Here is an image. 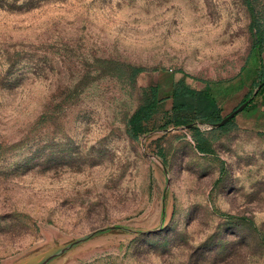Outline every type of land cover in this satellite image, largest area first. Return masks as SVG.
<instances>
[{"label":"rangeland","instance_id":"obj_1","mask_svg":"<svg viewBox=\"0 0 264 264\" xmlns=\"http://www.w3.org/2000/svg\"><path fill=\"white\" fill-rule=\"evenodd\" d=\"M252 22L245 0H0V264L114 226L51 264H264V133L199 124L203 154L190 130L165 132L175 82L227 87L258 64ZM153 86L164 101L134 140Z\"/></svg>","mask_w":264,"mask_h":264},{"label":"trees","instance_id":"obj_2","mask_svg":"<svg viewBox=\"0 0 264 264\" xmlns=\"http://www.w3.org/2000/svg\"><path fill=\"white\" fill-rule=\"evenodd\" d=\"M259 0H245L248 10L251 12L253 22L251 27L255 29L256 41L253 46V53L258 56V79L255 81L249 95L240 103L248 102L256 88L262 85V88L256 97L264 91V23L257 21L255 5ZM127 76L130 81L135 82L136 79L144 72L143 68L135 66H127ZM255 97V98H256ZM251 99L248 107L253 103ZM168 99L172 100V115L170 121L165 127H183L190 124L214 126L219 124L226 116L223 115V108L219 103V99L215 94L213 86L208 84L206 88L197 90L192 88L187 82L182 79L175 82L170 90ZM164 101L161 95V90L158 86L145 89L141 95V102L139 107L130 116L127 122V133L129 137L138 140L140 136L148 132L146 123L149 122L157 113L160 104ZM236 107L235 109H237ZM234 109V110H235ZM235 119L231 120L221 128L212 129L213 132H223L233 126ZM166 130V128H165ZM193 134V140L196 148L200 153L211 154L212 148L205 133L200 127L190 129ZM165 165H167V158L170 155V150L163 149L159 153ZM264 244V239H262Z\"/></svg>","mask_w":264,"mask_h":264},{"label":"crops","instance_id":"obj_3","mask_svg":"<svg viewBox=\"0 0 264 264\" xmlns=\"http://www.w3.org/2000/svg\"><path fill=\"white\" fill-rule=\"evenodd\" d=\"M258 68L259 67L257 66L243 67L241 69V72L239 73L240 76L237 79V82L239 81V84L236 83L227 87L213 86L215 94L219 99L220 105L222 106V103H224L225 100L240 95L242 100L238 103V107L240 103L249 95L250 91L254 86L255 81H257ZM235 108L236 107H234L233 109ZM247 108H250L251 111L248 113L241 112V114L236 117L237 122L241 120V127L264 133V91L254 99L253 103L249 107L247 106L245 109ZM233 111L234 110H232V112Z\"/></svg>","mask_w":264,"mask_h":264},{"label":"water","instance_id":"obj_4","mask_svg":"<svg viewBox=\"0 0 264 264\" xmlns=\"http://www.w3.org/2000/svg\"><path fill=\"white\" fill-rule=\"evenodd\" d=\"M262 85H260L256 90L255 92L253 93V96L251 99H253L259 92V90L261 89ZM250 99V100H251ZM250 100L244 104H242L240 107H238L237 109H235L232 113H230L229 115H227L219 124L217 125H214L212 126L213 128H221L223 126H225L227 123H229L231 120L235 119L237 115H239L241 112L244 111V109L247 107V105L249 104ZM198 125L196 124H190L188 126H183V127H178V128H175V129H166L165 132L168 133V132H172L174 130H181V131H185V130H190L194 127H197ZM145 149V148H144ZM150 157H154V155L152 154H149ZM164 171H165V174L168 175V170H167V167L166 165L164 164ZM169 184H170V181H168V184L167 186L169 187ZM165 218H166V212L165 210L163 211V214H162V222H161V226H160V229H156V230H148V231H144V232H141V234L143 235H152V234H156L158 233L159 231L162 230L163 228V225L165 223ZM116 229H124L123 227H117V226H114V227H111V228H108V229H103V230H100V231H97V232H94L92 233L91 235L85 237L84 239H81V240H78L74 243H72L70 245V247L66 248V249H62V251H60L59 253L57 254H54L50 257H48L46 260H44L42 263L40 264H51L53 261H55L56 259H58L61 255H63L64 253H66L69 249H72L73 247H75L76 245L82 243V242H85L87 240H90L92 237L98 235V234H101L107 230H116Z\"/></svg>","mask_w":264,"mask_h":264}]
</instances>
